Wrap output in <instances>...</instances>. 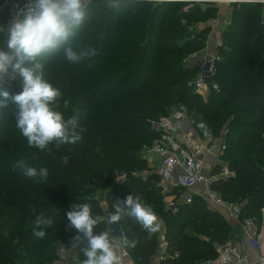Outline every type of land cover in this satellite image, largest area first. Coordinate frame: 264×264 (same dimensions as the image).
<instances>
[{
    "label": "trees",
    "instance_id": "16d2710c",
    "mask_svg": "<svg viewBox=\"0 0 264 264\" xmlns=\"http://www.w3.org/2000/svg\"><path fill=\"white\" fill-rule=\"evenodd\" d=\"M202 7L185 12L178 2L152 6L121 0L119 9H110L105 0H93L74 45L95 48L98 55L71 63L61 53L44 61L45 79L61 91L56 110L65 118L80 113L82 139L75 145H51L48 152L29 147L15 126L17 106L0 107V264H57L60 249L71 252L72 259L81 264L85 257L70 245L77 231L68 228L66 213L76 204L88 203L93 215L107 217L114 212L113 204L129 194L139 195L163 221L170 254L159 260L162 232L149 235L125 217L118 223L123 236L117 240L136 241L134 246H124L134 264H203L214 257V243L233 239L236 226L200 197L190 204L180 199L173 213L157 175L134 174L148 167L141 152L158 137L154 123L179 105L193 115L195 134L211 130L217 138L227 130L223 161L234 174L214 181L211 188L228 202L239 204L242 219L261 220L264 4L233 6L218 49L222 58L214 67L218 89L206 98L192 87L197 67L186 63L206 47L211 32L210 26L198 28L197 23L218 16L217 7ZM7 10L0 13V25L9 22L4 18ZM5 88L19 93L21 81H9ZM64 156L69 158L67 163ZM19 160L47 167L48 177L38 182L22 176L20 168H13ZM38 214L54 221L43 238L32 232ZM107 228L105 222L95 231Z\"/></svg>",
    "mask_w": 264,
    "mask_h": 264
},
{
    "label": "clouds",
    "instance_id": "9594fccd",
    "mask_svg": "<svg viewBox=\"0 0 264 264\" xmlns=\"http://www.w3.org/2000/svg\"><path fill=\"white\" fill-rule=\"evenodd\" d=\"M120 3L121 0H105L110 9H119ZM92 5L93 0H27L8 23L0 25V107H7L9 103L17 106L16 128L29 147L41 152L51 151V145L60 148L75 145L82 139L79 111L65 118L55 108L61 91L45 79L44 61L61 53L71 63L98 55L95 48L74 45L88 21ZM17 78L22 91L12 94L5 85ZM68 159L63 157L65 163ZM17 167L22 176L38 182H43L49 174L47 167L30 166L24 160L13 165ZM113 208V213L103 217L93 215L90 204L79 203L66 213L68 228L77 231L70 245L79 248L85 257L81 264H121L122 257L117 250L134 246L136 241L117 240L110 226L125 217L135 220L149 235L161 229L163 221L139 195L129 194L124 200L116 201ZM53 222L44 214L36 215L31 225L34 237L43 238ZM105 222L109 227L96 232L97 226Z\"/></svg>",
    "mask_w": 264,
    "mask_h": 264
},
{
    "label": "built area",
    "instance_id": "2783aa9c",
    "mask_svg": "<svg viewBox=\"0 0 264 264\" xmlns=\"http://www.w3.org/2000/svg\"><path fill=\"white\" fill-rule=\"evenodd\" d=\"M159 2H178L183 3V11L187 12L191 8L200 5H213L218 8L224 4L228 6L231 12L233 6L241 4H264V0H158ZM27 0H3L2 9L7 6L11 8L14 14L25 6ZM0 8V11L2 10ZM220 20L211 19L208 22H201L204 27L215 28ZM223 24H229L226 18ZM222 44L219 45V47ZM218 48L211 51L199 64L200 76L192 81L193 90L205 97L212 89H218L214 81L215 64L221 60ZM189 62V63H188ZM186 63L193 66L189 58ZM195 67V66H194ZM192 125V115L185 105H179L169 115L161 117L154 123L153 128L158 133L155 142L143 150V158L151 167H156L154 173L157 175V184L164 195L167 207L176 213L180 206V199L190 204L196 197H201L205 201L212 202L218 207L226 210L228 216L238 222H241L248 241L251 245H257L259 235V220L254 217L242 219V209L239 204L231 203L222 198L218 193L212 190L211 185L214 181L227 178L234 173L225 164L223 159L208 163V154L212 153L215 146L218 147L222 156L227 149L224 131L220 137L214 138L211 130H205L204 136L200 137L190 129ZM221 138V142L219 141ZM220 142V143H218ZM213 145V148H212ZM214 155V154H213ZM148 165V166H149ZM210 167H213L211 170ZM182 192L180 195L179 193ZM264 214V208L262 209ZM161 248L160 258L163 260L170 256L168 252L165 235H160ZM216 255L207 259L203 264H264V255L258 259L245 250L241 249L232 240L225 243H215ZM118 254L122 257L121 264H134L130 252L122 247Z\"/></svg>",
    "mask_w": 264,
    "mask_h": 264
},
{
    "label": "crops",
    "instance_id": "0c3cea01",
    "mask_svg": "<svg viewBox=\"0 0 264 264\" xmlns=\"http://www.w3.org/2000/svg\"><path fill=\"white\" fill-rule=\"evenodd\" d=\"M217 18L220 20V22L218 23V25L215 28H212V30L210 32V35H211L212 41H213V42H211V46H209L211 51H215L216 48L219 49V45L222 44V29H221V27L225 25L222 23V21H224V19H226V18L229 20V22L231 20L230 12L228 11V6L226 4H224L220 7V14H219V17H217ZM225 26L227 27L228 24ZM210 35H209V37H210ZM212 148H213V145H212ZM215 148H216V146L213 148L212 153L208 154V159H207L208 163H211L213 161H215V163H218V160L221 159V157L219 155H217L218 152H215ZM201 199H203V198H201ZM207 203H209L212 207L218 209V211H220L221 214L229 222H231L234 226H236L235 236L233 239H231L234 243H236L241 249L247 251L252 256L253 259H258L261 255H264V214L263 213H262L261 220H259V235L257 238V245L256 244L251 245L250 242L248 241V237L245 233V230H244L241 222H238L234 219H231L228 216V214L224 208L218 207L217 205H215L212 202L207 201ZM162 234L165 235L164 232H162L160 235H162ZM160 237L161 236H159V241H158L159 253H161L163 250V248H161V246H160V244H161ZM214 245H215V243H214ZM120 249H118L117 251H119ZM159 260H161L160 257H159ZM158 264H160V261Z\"/></svg>",
    "mask_w": 264,
    "mask_h": 264
},
{
    "label": "rangeland",
    "instance_id": "374dc122",
    "mask_svg": "<svg viewBox=\"0 0 264 264\" xmlns=\"http://www.w3.org/2000/svg\"><path fill=\"white\" fill-rule=\"evenodd\" d=\"M2 1L3 0H0V8L2 9ZM137 2H142V3H148V4H151L152 6H154L155 4H158V3H160L158 0H136ZM6 8H8V12H7V14L5 15V17L4 18H9L8 20L10 21L11 19H12V17H13V15H14V12H13V10L11 9V8H9L8 6L6 7ZM4 9V8H3ZM2 9V10H3ZM202 9H204V7H202ZM1 10V11H2ZM0 11V13H2ZM217 17H219V14H218V16ZM216 17V18H217ZM215 17H213L212 19H216ZM211 20V19H210ZM209 20V21H210ZM209 21H208V23H209ZM199 26H202V23L200 22V23H197V27L198 28H200ZM226 28V26L224 25V26H222L221 27V29H222V36H223V31H224V29ZM210 35V34H209ZM211 42H213L212 41V37H211V35H210V37H208V41H207V44H206V47L204 48V49H202L200 52H198V53H195V54H193V55H191L190 57H189V61H190V63L193 65V66H195V67H197V69H199V64H200V62L201 61H203V59L206 57V55H208L210 52H211V49L209 48V46H211ZM222 42H223V40H222ZM189 63V62H188ZM214 73H215V68H214ZM200 76V71H198L197 72V74H196V77H199ZM195 77V78H196ZM218 85V84H217ZM207 96H205L204 98H206ZM193 116V115H192ZM192 122H194L193 121V118H192ZM194 125L192 124V125H190V129L191 130H193V127ZM194 131V130H193ZM227 131V130H226ZM198 136H200V137H202V136H204V134L203 135H198ZM225 140H226V136H225ZM219 141L221 142V138H219ZM220 142H218V143H220ZM149 147V146H148ZM145 150H146V147L144 148ZM143 149V150H144ZM219 151V149H218V147L216 146V148H215V152H218ZM141 155H142V158H143V151L141 152ZM217 155H219L220 157H221V159L220 160H222L223 159V155L221 156L220 155V153L218 152L217 153ZM144 159V158H143ZM214 163V162H213ZM224 163L225 164H227V162H225L224 161ZM149 165V164H148ZM213 167H210L209 169L211 170ZM156 169V167L154 166V167H151L150 165L146 168V169H144V170H137V171H135V173L134 174H136V175H138V176H141V177H146L148 174H151V175H154V170ZM119 180H123L124 179V176H118L117 177ZM101 205H103L104 207V211H106V204L105 203H103V202H101ZM164 224L162 223V226H161V229L159 230L160 232H164V226H163ZM60 255H61V260L57 263V264H78L79 262H77L76 260H74V259H72V253L71 252H63L62 251V249H60Z\"/></svg>",
    "mask_w": 264,
    "mask_h": 264
},
{
    "label": "water",
    "instance_id": "95a60500",
    "mask_svg": "<svg viewBox=\"0 0 264 264\" xmlns=\"http://www.w3.org/2000/svg\"><path fill=\"white\" fill-rule=\"evenodd\" d=\"M109 227V225H108ZM111 228V232L113 234V236L117 239V238H121L123 236V231L121 230L120 226L117 224H112L110 226Z\"/></svg>",
    "mask_w": 264,
    "mask_h": 264
}]
</instances>
